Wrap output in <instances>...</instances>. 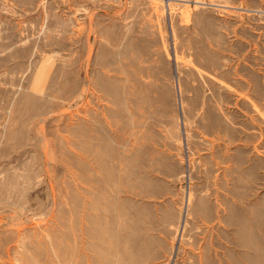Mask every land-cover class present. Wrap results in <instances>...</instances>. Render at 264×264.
<instances>
[{
  "label": "rangeland",
  "instance_id": "obj_1",
  "mask_svg": "<svg viewBox=\"0 0 264 264\" xmlns=\"http://www.w3.org/2000/svg\"><path fill=\"white\" fill-rule=\"evenodd\" d=\"M0 264H264V0H0Z\"/></svg>",
  "mask_w": 264,
  "mask_h": 264
}]
</instances>
